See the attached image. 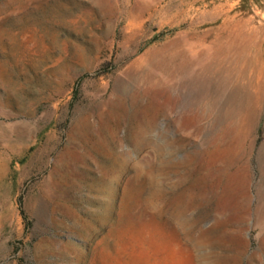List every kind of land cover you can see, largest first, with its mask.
<instances>
[{"label": "rangeland", "instance_id": "374dc122", "mask_svg": "<svg viewBox=\"0 0 264 264\" xmlns=\"http://www.w3.org/2000/svg\"><path fill=\"white\" fill-rule=\"evenodd\" d=\"M263 204L264 0H0V264H264Z\"/></svg>", "mask_w": 264, "mask_h": 264}, {"label": "bare ground", "instance_id": "6f19581e", "mask_svg": "<svg viewBox=\"0 0 264 264\" xmlns=\"http://www.w3.org/2000/svg\"><path fill=\"white\" fill-rule=\"evenodd\" d=\"M186 57H188V56H186ZM203 57V56H202ZM187 59V58H186ZM204 60V59H203ZM186 61V60H185ZM189 61V60H188ZM168 62V61H167ZM201 63H202V61H201ZM170 64V63H169ZM168 64V65H169ZM187 65H185V66H188V62L186 63ZM167 67V66H166ZM171 67V66H170ZM174 67V66H173ZM168 68H169V66H168ZM175 68V67H174ZM167 71V70H166ZM161 72H163V71H161ZM155 73V72H154ZM158 73V72H157ZM162 77V76H161ZM160 80H162V81H164L162 78L160 79ZM166 80V79H165ZM161 82V81H160ZM164 83V82H163ZM159 84V83H158ZM157 85V84H156ZM167 85V84H166ZM152 86V85H151ZM161 86V85H160ZM160 89V88H159ZM258 106V105H257ZM256 106V107H257ZM253 109V108H252ZM253 113V112H252ZM255 113H256V111H255ZM256 115H257V113H256ZM238 136V135H237ZM236 137V136H235ZM237 138H239V137H237ZM264 205V204H263ZM264 210V209H263Z\"/></svg>", "mask_w": 264, "mask_h": 264}]
</instances>
